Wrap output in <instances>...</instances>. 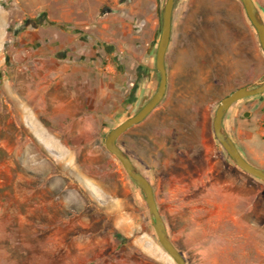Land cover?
Masks as SVG:
<instances>
[{
    "label": "rangeland",
    "instance_id": "1",
    "mask_svg": "<svg viewBox=\"0 0 264 264\" xmlns=\"http://www.w3.org/2000/svg\"><path fill=\"white\" fill-rule=\"evenodd\" d=\"M253 2L264 22V0ZM22 7L0 0L5 59L13 36L39 21ZM193 9L189 18L175 12L163 99L117 144L151 184L185 264H264V184L230 161L212 130L219 101L264 76V53L239 0H198ZM150 72L132 78L111 113L79 124L84 133L38 112L35 124L60 135L57 152L15 109L0 67V264H175L140 191L103 144L154 93V63ZM223 127L264 170V93L233 104Z\"/></svg>",
    "mask_w": 264,
    "mask_h": 264
},
{
    "label": "crops",
    "instance_id": "2",
    "mask_svg": "<svg viewBox=\"0 0 264 264\" xmlns=\"http://www.w3.org/2000/svg\"><path fill=\"white\" fill-rule=\"evenodd\" d=\"M13 1L22 4L24 17L39 21L13 36L6 59L1 38L0 67L6 63L8 96L38 141L33 130L42 134L41 145L62 143L47 125L35 124L38 112L84 133L79 124L106 108L111 113L134 76H150L163 0ZM197 2L175 0L166 52L176 10L192 17Z\"/></svg>",
    "mask_w": 264,
    "mask_h": 264
},
{
    "label": "water",
    "instance_id": "3",
    "mask_svg": "<svg viewBox=\"0 0 264 264\" xmlns=\"http://www.w3.org/2000/svg\"><path fill=\"white\" fill-rule=\"evenodd\" d=\"M244 12L252 25L258 39L259 46L264 53V22L257 10L253 0H239ZM175 0H163L159 11V31L155 48L154 69L157 74V85L154 93L133 115L124 119L117 126L109 130L103 144L105 150L112 155L122 167L124 173L140 191L147 208L148 217L157 241L163 251L173 260L175 264H185L182 255L170 240L162 217L156 205L154 192L149 181L131 162L129 157L117 146V140L130 128L138 125L161 102L166 90V70L164 65L165 54L171 34V16ZM264 93V76L249 85L238 87L224 96L215 109L212 118V130L215 139L229 157L230 161L242 172L250 175L264 184V170L248 163L239 153L233 141L223 127V118L228 109L236 102L245 98L254 97ZM244 113L243 117H247Z\"/></svg>",
    "mask_w": 264,
    "mask_h": 264
},
{
    "label": "bare ground",
    "instance_id": "4",
    "mask_svg": "<svg viewBox=\"0 0 264 264\" xmlns=\"http://www.w3.org/2000/svg\"><path fill=\"white\" fill-rule=\"evenodd\" d=\"M34 133H36L38 135L39 141H42V134L39 133V131L37 130V128H35L33 130ZM36 136V135H35ZM43 142V141H42ZM44 146L52 151H57L58 152V146L55 144L49 145V144H44Z\"/></svg>",
    "mask_w": 264,
    "mask_h": 264
},
{
    "label": "flooded vegetation",
    "instance_id": "5",
    "mask_svg": "<svg viewBox=\"0 0 264 264\" xmlns=\"http://www.w3.org/2000/svg\"><path fill=\"white\" fill-rule=\"evenodd\" d=\"M207 29H210V27L208 26V28ZM166 55V54H165ZM164 65H165V70H166V88H167V84H168V78H169V68H168V65H167V62H166V60H164ZM166 91V90H165ZM165 94V93H164ZM164 97V96H163ZM163 99V98H162ZM126 133V132H125ZM124 133V134H125ZM123 134V135H124ZM122 135V136H123Z\"/></svg>",
    "mask_w": 264,
    "mask_h": 264
},
{
    "label": "trees",
    "instance_id": "6",
    "mask_svg": "<svg viewBox=\"0 0 264 264\" xmlns=\"http://www.w3.org/2000/svg\"><path fill=\"white\" fill-rule=\"evenodd\" d=\"M31 26H34V25H31ZM117 146H118V144H117ZM142 174V173H141ZM143 175V174H142ZM144 176V175H143ZM145 177V176H144ZM153 189V188H152ZM116 238H118V235L117 234H115L114 235Z\"/></svg>",
    "mask_w": 264,
    "mask_h": 264
}]
</instances>
